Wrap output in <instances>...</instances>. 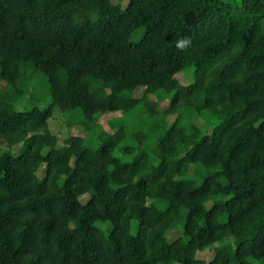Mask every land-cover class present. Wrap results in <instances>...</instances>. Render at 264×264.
<instances>
[{"label":"trees","instance_id":"1","mask_svg":"<svg viewBox=\"0 0 264 264\" xmlns=\"http://www.w3.org/2000/svg\"><path fill=\"white\" fill-rule=\"evenodd\" d=\"M0 144V264H264V0H0Z\"/></svg>","mask_w":264,"mask_h":264},{"label":"rangeland","instance_id":"2","mask_svg":"<svg viewBox=\"0 0 264 264\" xmlns=\"http://www.w3.org/2000/svg\"><path fill=\"white\" fill-rule=\"evenodd\" d=\"M118 3L121 5H126L128 0H117ZM180 82L182 83H187L185 77L183 74H179L177 76ZM32 90L35 92V96L32 99L29 97L31 96L30 94L24 98L21 101H13L11 102L17 109H22V110H30L32 109L35 105L38 106L41 109H44L48 103L50 102V95L48 91V85L45 83L41 75H36V78L34 79V83L32 86ZM144 94V88H140L135 91V97L141 98ZM151 99H155L154 96H150ZM169 107V102H163L159 105L160 111L166 110ZM121 113H110L106 114L105 116L101 117L99 120V123L102 125V127L107 130L111 131L110 127V121L113 120L114 118H119L121 117ZM173 120V117L172 119ZM66 116L65 113L55 110L54 115L52 119L49 121V129L52 131V133L59 135V138L62 140L68 136V134H73L81 137H87V133L85 129H83L81 126H76L72 129H69L66 123ZM154 120L147 119L144 114L139 113V110L132 112L125 117L119 119L116 122V125H121V124H127L130 126L131 129H140L143 126L146 128V125L148 123H152ZM198 124L200 127H203L202 121H198ZM116 126V127H117ZM86 144L91 146V147H96L98 144V140L96 138V133H93L90 135L89 139H86ZM7 150V147L4 146L3 144H0V151ZM213 253V252H212ZM212 253L210 251L207 252H201L199 254V257L205 260H210L212 258Z\"/></svg>","mask_w":264,"mask_h":264}]
</instances>
